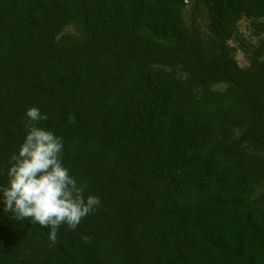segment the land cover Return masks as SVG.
<instances>
[{"label": "trees", "instance_id": "trees-1", "mask_svg": "<svg viewBox=\"0 0 264 264\" xmlns=\"http://www.w3.org/2000/svg\"><path fill=\"white\" fill-rule=\"evenodd\" d=\"M30 107L101 205L0 264H264V0H0V184Z\"/></svg>", "mask_w": 264, "mask_h": 264}, {"label": "clouds", "instance_id": "clouds-1", "mask_svg": "<svg viewBox=\"0 0 264 264\" xmlns=\"http://www.w3.org/2000/svg\"><path fill=\"white\" fill-rule=\"evenodd\" d=\"M25 115L27 132L18 152L9 158L7 183L0 184V202L3 212L10 213L12 219L49 228L48 241L54 246L61 225L76 230L83 218L96 211L101 200L96 195L86 196L85 186L64 166L63 138L41 126L47 115L37 107H30ZM74 122L75 117L69 116V123Z\"/></svg>", "mask_w": 264, "mask_h": 264}, {"label": "rangeland", "instance_id": "rangeland-1", "mask_svg": "<svg viewBox=\"0 0 264 264\" xmlns=\"http://www.w3.org/2000/svg\"><path fill=\"white\" fill-rule=\"evenodd\" d=\"M244 24H245V22H239V25L241 26V28L244 26ZM242 30H244L246 33L245 29H242ZM236 59H237L239 65H243V60H242L241 54L238 53L236 55Z\"/></svg>", "mask_w": 264, "mask_h": 264}]
</instances>
